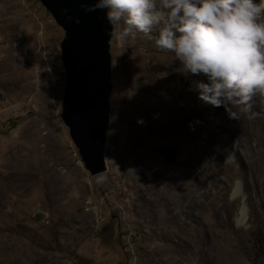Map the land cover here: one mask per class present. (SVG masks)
<instances>
[{"label": "rangeland", "instance_id": "rangeland-1", "mask_svg": "<svg viewBox=\"0 0 264 264\" xmlns=\"http://www.w3.org/2000/svg\"><path fill=\"white\" fill-rule=\"evenodd\" d=\"M63 38L38 0H0V264H264V103L231 119L191 90L205 77L167 75L171 52L112 27L105 171L91 176L60 118ZM21 144L42 169L25 183Z\"/></svg>", "mask_w": 264, "mask_h": 264}, {"label": "clouds", "instance_id": "clouds-1", "mask_svg": "<svg viewBox=\"0 0 264 264\" xmlns=\"http://www.w3.org/2000/svg\"><path fill=\"white\" fill-rule=\"evenodd\" d=\"M98 9L122 39L141 33L174 55L179 72L205 77L191 86L197 99L229 118L249 114L253 95L264 94V0H95L85 10Z\"/></svg>", "mask_w": 264, "mask_h": 264}, {"label": "water", "instance_id": "water-1", "mask_svg": "<svg viewBox=\"0 0 264 264\" xmlns=\"http://www.w3.org/2000/svg\"><path fill=\"white\" fill-rule=\"evenodd\" d=\"M38 1L64 32L59 45L65 82L60 118L84 169L97 176L105 171L112 27L103 10H85L95 0ZM42 217L36 213L35 221Z\"/></svg>", "mask_w": 264, "mask_h": 264}, {"label": "bare ground", "instance_id": "bare-ground-1", "mask_svg": "<svg viewBox=\"0 0 264 264\" xmlns=\"http://www.w3.org/2000/svg\"><path fill=\"white\" fill-rule=\"evenodd\" d=\"M254 2H258V0H254ZM263 17H264V14H262V17H261V20L263 21ZM144 40V39H143ZM147 41V40H146ZM145 41V42H146ZM147 43V42H146ZM145 43V44H146ZM149 43V42H148ZM147 43V44H148ZM3 60V59H2ZM5 61V60H4ZM159 61H162V62H158V64L161 66V68H162V70L164 71V73L166 72L167 73V75H169V76H171L172 74H174V75H176V76H179V75H182V76H185L184 74H182L181 72H179L178 71V69L180 68V66L178 67V66H176V64H169V63H167V62H165V61H163L162 59L161 60H159ZM172 63V62H171ZM153 68H152V66L150 67V70H146V71H141L140 72V76L142 77V78H146V77H151V76H153L154 75V73H155V70H152ZM189 76H193V75H191V74H189V75H187V77H189ZM145 80V79H144ZM192 85H194V83H192V84H190V88H191V90L195 93V90H194V88H192L191 86ZM253 97H254V99L256 100V101H258L259 103H264V94H261V93H259V92H257V93H255L254 95H253ZM202 103V102H201ZM26 145V144H25ZM25 145L24 144H21V145H19L18 146V148H17V150H16V152H14V159L16 160L15 161V163L12 165V168H13V175H14V177L17 179V180H21V182L22 181H24V183L26 182V180H27V178L29 177V176H31L32 178H38V177H40V173H41V171H42V169H41V171H39L38 170V166L36 167V165L35 166H33V168L31 169L30 167H29V165L28 164H26V162H25V155L26 154H24L25 152H24V150H25ZM4 149V148H3ZM24 152V153H23ZM40 165V164H39ZM40 169V168H39ZM30 170H32V171H30ZM44 170V172H46V169H43ZM13 177V178H14ZM15 178H14V180H15ZM30 178V177H29ZM74 178H76V177H74ZM84 179V178H83ZM14 180H13V182H14ZM40 180V179H39ZM85 180V179H84ZM42 181V180H41ZM77 181H75V183H76ZM80 183H82L83 184V182H80ZM85 183V182H84ZM86 184V183H85ZM81 187V186H80ZM89 213V212H88ZM83 214V213H82ZM90 215V214H89ZM90 219V218H89ZM88 219V220H89ZM87 220V219H86Z\"/></svg>", "mask_w": 264, "mask_h": 264}]
</instances>
